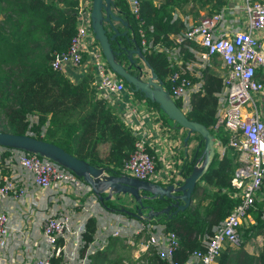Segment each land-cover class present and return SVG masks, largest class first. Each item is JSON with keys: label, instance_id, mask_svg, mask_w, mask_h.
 <instances>
[{"label": "trees", "instance_id": "16d2710c", "mask_svg": "<svg viewBox=\"0 0 264 264\" xmlns=\"http://www.w3.org/2000/svg\"><path fill=\"white\" fill-rule=\"evenodd\" d=\"M224 2L225 0H160L155 3L153 0H139L138 15L134 16L130 13L126 0H112L120 15L131 25L138 44L140 28L151 44L166 46L171 44L170 35L184 25L181 18L173 16L175 8L182 14L191 13L196 16L199 8L205 7L210 14ZM76 5L77 0H0V130L26 133L50 141L74 156L102 167L107 173L118 174L122 172L123 161L133 148V135L108 101L97 95L91 83V72L72 80L50 65L54 55L66 49L74 32ZM143 53L165 87L168 73L176 69V66L169 65L161 51L144 50ZM41 75L58 84L57 97L50 110H28L23 101L25 88ZM201 79L200 89L189 96L185 115L205 125L226 149L220 156L214 152L194 186L186 207L171 215L162 213L157 216L163 230L173 231L178 237V247L174 252V258L178 261H184L192 250L202 249L203 240L238 202V196L230 185L235 164L230 155V147L226 144L227 133L222 128L215 130L212 127L221 76L206 66L201 71ZM133 93L142 96L136 91ZM146 100L158 108L155 102ZM175 103L178 105L177 100ZM158 110L161 115H165L159 108ZM30 114L35 116V120L29 119ZM43 125L45 127L42 130ZM194 135L197 143L192 155L189 159H183L179 165L178 173L181 178L189 173L201 153L200 135ZM189 140L190 136L183 143L186 144ZM149 152L152 153L150 150ZM5 154L6 150L1 152V157ZM152 199L141 200L147 206L141 208L140 213L146 215L148 208L157 210L167 203L161 199ZM101 203L106 206L109 202L105 199ZM114 209L119 210L117 207ZM251 212L256 223L238 226V243L233 247L226 244L217 256L216 264H264V223L258 213L253 210ZM94 231L95 218L89 215L80 232L81 251H84L85 243L91 240ZM255 233L262 235L263 245L257 252H249L243 247V243ZM148 251L144 264H167L153 249ZM105 256L104 250H95L91 254L90 264H122L115 259L106 261Z\"/></svg>", "mask_w": 264, "mask_h": 264}, {"label": "built area", "instance_id": "2783aa9c", "mask_svg": "<svg viewBox=\"0 0 264 264\" xmlns=\"http://www.w3.org/2000/svg\"><path fill=\"white\" fill-rule=\"evenodd\" d=\"M126 2L130 13L137 16L139 0ZM90 3L91 0H77L74 32L66 49L55 54L50 65L63 73L67 66L91 69V83L97 95L108 101L134 137L133 148L123 161L121 171L149 182L159 183L161 180V184L169 183L171 181L167 179L168 176L162 177L163 174L156 171L154 155L149 152L146 143L150 134H159V130H162L160 111L148 103L147 98L135 95L122 78L108 67L90 27ZM231 10L239 11L244 16L245 25L230 34L226 31V28H231L230 23H225L222 17L224 6L199 16L172 33L171 44L168 46L151 44L138 28L142 51H161L168 64L176 66V69L168 73L167 85L163 87L174 101L177 100V106L184 113L188 109L190 94L201 87V71L206 63L212 57L220 60L224 72L221 75V87L216 92L212 127L215 130L222 128L228 136L227 145L237 152L238 163L233 169L230 185L235 189L238 202L203 240V248L189 252L184 261L174 258L178 247L177 235L173 231L165 232L157 220L150 223L152 217L139 213L137 218L140 223L135 229L138 235L135 257L142 249H153L167 264H216L217 256L226 244L238 243L237 228L253 207L256 191L264 178V117L261 115L264 108V83L256 77L258 72L264 76V39L254 33L264 29V0H241ZM186 55L191 56L185 58ZM145 119L153 121L151 128L147 129ZM216 143L222 152L224 145ZM7 149L9 153L3 161L16 163L26 170L31 182L41 190L58 186L62 191L75 195L81 194L86 187L90 190L79 176L49 158L20 149ZM22 193L21 183L12 177L0 175V254L9 232V218L1 208V201L8 195L20 196ZM261 217L264 220V212ZM70 221L71 212L65 209L58 214L48 213L43 216L41 238L52 247L51 253H59L60 248L55 245L56 238ZM82 229L83 224L80 223L79 231ZM117 233L113 230L110 234L114 236ZM94 242L101 244L98 235L93 233L91 240L85 243V248L89 251L97 250L98 247L92 246ZM31 264H51L50 256H36Z\"/></svg>", "mask_w": 264, "mask_h": 264}, {"label": "crops", "instance_id": "0c3cea01", "mask_svg": "<svg viewBox=\"0 0 264 264\" xmlns=\"http://www.w3.org/2000/svg\"><path fill=\"white\" fill-rule=\"evenodd\" d=\"M159 1L160 0H153L155 3ZM240 2L241 0H225V2L218 7V9H221L222 6L225 7V13H222V17L225 23H230L231 28H226L228 34L233 32L234 29L243 28L245 25L244 16L239 11L232 12L231 10L232 6ZM203 14H208L205 7L199 8L196 16H193L191 13L182 14L177 8L173 10V16L181 18L184 25L188 22L195 21ZM254 33L261 39H264V29L255 31ZM189 56L191 55H186L185 58ZM213 58L214 57L206 63V66L221 76L224 72V68L218 58H216V60ZM86 72H91V69H84L81 66L77 68L67 66L64 70V73L72 80H76ZM41 77L45 80L49 79L42 75ZM256 77L264 83V76L261 72H258ZM32 82H34V80ZM32 82L26 86L23 94V101L26 108L28 110H50L57 97L58 84L52 79L54 84L52 88L45 89L39 95L33 96L26 90L31 87ZM261 115L264 117V108L261 110ZM160 118L163 124L162 130H159V134H150L149 137L146 138V143L148 144V149L154 155L155 164L157 165L156 171L160 175L163 174L162 177L168 176L167 179L172 182L174 178L178 180L181 178L178 173L179 165L183 159H189L191 157L192 151L197 143V138L194 135L195 132H192L190 135L195 138L194 141H196V143L193 144L192 141L190 142L189 140L188 143L184 144L181 140L185 134V129L175 126L173 122H165L161 114ZM32 120H35V118H31V121ZM152 123V120L145 119L147 129L152 127ZM44 127L45 125H43L41 129L43 130ZM213 139L215 143L217 139L214 137ZM2 147L3 146H0V149H3L1 152L6 150L7 154L1 157L0 153V175L16 179L18 183H21L23 193L20 196L8 195L1 201V208L7 213L9 218V232L6 236V245L0 254V264H31L34 257L42 255H49L50 261L52 259L51 264H90L91 254L94 250L89 251L85 248L84 251H81L82 240L80 239L79 231L80 223L84 224L85 218L89 215H93L95 218L94 234H97L101 240V244L94 242L92 246L98 247V250L101 249L106 252L104 260L112 261L115 259L122 264H126L128 260L134 262V264L145 263L144 257L148 255V250L142 249L139 251L137 257L134 256V251L138 248V235L135 229L140 222L136 216L123 210H127L131 207L134 211L133 207L135 206V201L131 200V195H129L131 202H128V205H126L128 208H124L125 205L120 202L122 207L119 206V210H116L111 204L109 206H104L95 198V194L87 190V187L78 195L62 191L58 186L41 190L31 182L30 175L26 170L19 167L16 163L4 162V158L8 155L9 150ZM227 147L230 146L227 145ZM225 149L226 147L224 146L222 152H220V150L216 152L220 156ZM229 149L232 161L236 165L238 163L236 160L237 152L232 147ZM158 182L160 184L162 183L161 180ZM139 192L140 194L142 193L141 191ZM120 196L122 197L123 195ZM110 199L111 198L106 199V201L113 203L110 202ZM64 209L71 212V221L63 233L57 237L59 241H55V245L60 248L59 253L53 254L51 253L52 247L46 244L41 238V221L45 214H58ZM252 210L258 213L259 218L264 223L261 217V213L264 212V178L256 191L253 207L248 211L240 224L248 226L249 224L256 223L255 217L251 212ZM128 211L131 210L128 209ZM149 222L157 221L155 217H152L149 219ZM118 224H121V226ZM114 228L120 231L119 234H121V236L114 237L110 234ZM243 244V247L247 251L257 252L262 248L263 237L260 233H255L245 239Z\"/></svg>", "mask_w": 264, "mask_h": 264}, {"label": "water", "instance_id": "95a60500", "mask_svg": "<svg viewBox=\"0 0 264 264\" xmlns=\"http://www.w3.org/2000/svg\"><path fill=\"white\" fill-rule=\"evenodd\" d=\"M89 17L91 30L108 67L133 91L155 102L175 126L184 128V143L190 133L195 132L200 135L201 153L189 173L179 180L166 184L138 179L124 172L107 173L102 167L74 156L55 143L26 133L0 130V146L33 152L55 161L79 176L100 202L109 198L117 199L124 194L131 195V200H136L138 206H134V212L122 209L136 217L141 212V208L147 206L141 202V197L167 202L157 210L148 208L147 217H157L162 213L171 215L189 204L194 186L214 155L213 135L205 125L186 117L167 90L163 88L161 80L146 61L140 45L133 37L126 35L125 29L118 30L117 23L127 27L128 21L120 15V11L113 5L112 0H91ZM119 35L124 36L123 43L116 38ZM120 53L124 54L127 63H124L123 57H118ZM136 59L140 63L135 62ZM143 65L148 69V75L145 78L142 77ZM131 66L136 72L129 70ZM139 191L142 193L140 194Z\"/></svg>", "mask_w": 264, "mask_h": 264}, {"label": "rangeland", "instance_id": "374dc122", "mask_svg": "<svg viewBox=\"0 0 264 264\" xmlns=\"http://www.w3.org/2000/svg\"><path fill=\"white\" fill-rule=\"evenodd\" d=\"M263 37H264V34H263ZM214 60H216V58L214 57L213 58ZM143 72H142V77L143 78H145L147 75H148V69L143 65ZM32 85H31V87H29V88H27L26 90H28L27 92H29L30 93V95H33V96H37V95H39L41 92H43L45 89H50V88H52L53 86H54V84H53V82H52V79H48V80H45L43 77H41V76H38L35 80H34V82H32L31 83ZM260 101V100H259ZM161 113V112H160ZM162 117H163V120L165 121V122H168V123H171L172 122V120L170 119V118H168L166 115H161ZM28 117H29V119H33V118H35L33 115H28ZM180 136V135H179ZM190 136V142L192 141V143L193 144H195L196 143V141H194V137H192V135H188V137ZM189 142V143H190ZM188 143V142H187ZM216 143V142H215ZM214 143V146H215V148H214V150H215V152L217 151V152H219V148H218V145H217V143L215 144ZM3 149H0V153H1V151H2ZM156 164H155V169H156ZM172 182H174V181H172ZM122 200V201H121ZM110 202H113V203H108V206L111 204H113L112 206H114V207H119V206H122L121 205V203H123L125 206H124V208H128L126 205H128V202L130 203L131 202V200H130V196L128 195V194H125V195H123L122 197L120 196L119 198H117V199H110ZM121 202V203H120ZM113 207V208H114ZM128 209H130V208H128ZM127 209V210H128ZM131 210V212H134L132 209H130ZM155 218H156V220L157 221H159L158 219H157V217L155 216ZM119 226H121V224H118ZM118 226V227H119ZM112 230H116L118 233H117V235H114V237H118V236H121V234H119L120 233V231L118 230V229H116V228H114V229H112ZM120 238V237H119ZM234 246V245H233ZM127 263H134V262H132V261H130V260H128L127 261Z\"/></svg>", "mask_w": 264, "mask_h": 264}, {"label": "flooded vegetation", "instance_id": "af4514ba", "mask_svg": "<svg viewBox=\"0 0 264 264\" xmlns=\"http://www.w3.org/2000/svg\"><path fill=\"white\" fill-rule=\"evenodd\" d=\"M116 26H117L118 30H120V31L125 29L126 30V35H128L129 37H133L135 39V41H136L135 34H134L133 29H132V27H131V25L129 23H128L127 27H123L122 24H120V23H117ZM116 38L118 40H120L122 43L124 42V36L119 35ZM118 57H120V58L123 57L124 58V54L123 53H120L118 55ZM123 61H124V63H127V61L125 60V58L123 59ZM135 62H139L140 63V61L138 59H136ZM129 70L131 72H136V70H134V68H132V66L129 68ZM143 199H146V198L141 197L142 202H143ZM153 199H156V198H153ZM163 202H165V201H163Z\"/></svg>", "mask_w": 264, "mask_h": 264}]
</instances>
